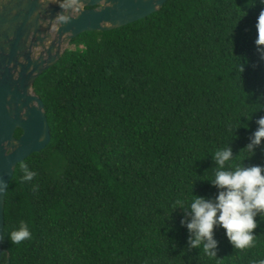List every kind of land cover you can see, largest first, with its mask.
Instances as JSON below:
<instances>
[{
  "label": "trees",
  "instance_id": "trees-1",
  "mask_svg": "<svg viewBox=\"0 0 264 264\" xmlns=\"http://www.w3.org/2000/svg\"><path fill=\"white\" fill-rule=\"evenodd\" d=\"M262 10L264 0H167L142 19L74 38L35 82L52 139L17 165L8 187L4 263L9 255L10 264L264 259L259 216L243 250L217 226L210 258L190 246L186 212L176 208L218 193L217 150L232 148L226 169L264 165V146L252 156L245 148L264 117ZM22 164L36 172L32 181L22 180ZM20 220L32 237L14 245L7 233Z\"/></svg>",
  "mask_w": 264,
  "mask_h": 264
},
{
  "label": "water",
  "instance_id": "water-1",
  "mask_svg": "<svg viewBox=\"0 0 264 264\" xmlns=\"http://www.w3.org/2000/svg\"><path fill=\"white\" fill-rule=\"evenodd\" d=\"M167 0H0V234L16 167L51 142L37 78L83 32L111 30L160 10ZM65 16L67 20H60ZM22 129L20 137L16 131ZM0 240V261H3ZM11 257L4 264H10Z\"/></svg>",
  "mask_w": 264,
  "mask_h": 264
},
{
  "label": "clouds",
  "instance_id": "clouds-1",
  "mask_svg": "<svg viewBox=\"0 0 264 264\" xmlns=\"http://www.w3.org/2000/svg\"><path fill=\"white\" fill-rule=\"evenodd\" d=\"M59 19L67 20V17L61 16ZM256 28L258 36L255 44L264 58V10L258 16ZM238 70L244 71L242 63ZM256 123L258 128L245 146L251 156L258 147L264 146V117H260ZM213 159L217 168L210 182L218 189V193L212 198L196 195L187 205L183 200L176 201V208H184L186 212V218L181 223L191 234L190 246L200 249L202 246L203 252L210 258L217 257L218 241L214 238V229L217 226L226 230L228 240L235 249L243 250L254 245L256 235L253 230L258 226L256 217L259 216L264 221V165H237L226 169V162L233 159L231 147L217 150ZM21 171L22 180L25 182L32 181L36 176V172L27 164L21 165ZM37 187L34 186V190ZM2 190L3 185L0 184V191ZM7 236L14 245H20L31 239L32 232L29 224L20 220L18 227L8 232ZM3 239L4 236L0 234V240ZM0 264H4V261H0ZM256 264H264V259Z\"/></svg>",
  "mask_w": 264,
  "mask_h": 264
},
{
  "label": "rangeland",
  "instance_id": "rangeland-1",
  "mask_svg": "<svg viewBox=\"0 0 264 264\" xmlns=\"http://www.w3.org/2000/svg\"><path fill=\"white\" fill-rule=\"evenodd\" d=\"M71 45V44H70ZM70 45L68 46V48L70 47Z\"/></svg>",
  "mask_w": 264,
  "mask_h": 264
}]
</instances>
